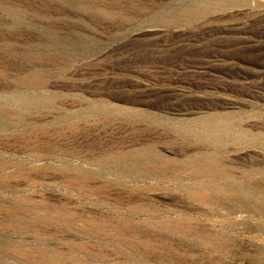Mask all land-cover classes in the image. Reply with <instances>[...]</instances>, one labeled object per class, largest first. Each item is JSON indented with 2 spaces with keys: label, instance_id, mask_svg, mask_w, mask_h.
Returning a JSON list of instances; mask_svg holds the SVG:
<instances>
[{
  "label": "rangeland",
  "instance_id": "obj_1",
  "mask_svg": "<svg viewBox=\"0 0 264 264\" xmlns=\"http://www.w3.org/2000/svg\"><path fill=\"white\" fill-rule=\"evenodd\" d=\"M0 264H264V0H0Z\"/></svg>",
  "mask_w": 264,
  "mask_h": 264
},
{
  "label": "bare ground",
  "instance_id": "obj_2",
  "mask_svg": "<svg viewBox=\"0 0 264 264\" xmlns=\"http://www.w3.org/2000/svg\"><path fill=\"white\" fill-rule=\"evenodd\" d=\"M202 163V162H201ZM199 164V163H198ZM205 164V163H204ZM201 167V164L199 165ZM195 167V166H194ZM202 169V168H201ZM198 170V169H197ZM194 179V178H193Z\"/></svg>",
  "mask_w": 264,
  "mask_h": 264
}]
</instances>
